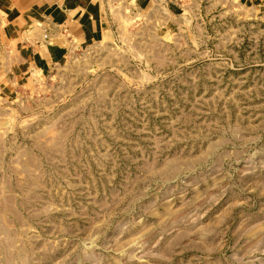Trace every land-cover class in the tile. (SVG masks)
Masks as SVG:
<instances>
[{
    "label": "rangeland",
    "instance_id": "1",
    "mask_svg": "<svg viewBox=\"0 0 264 264\" xmlns=\"http://www.w3.org/2000/svg\"><path fill=\"white\" fill-rule=\"evenodd\" d=\"M106 29L0 123V264H264V0Z\"/></svg>",
    "mask_w": 264,
    "mask_h": 264
},
{
    "label": "crops",
    "instance_id": "2",
    "mask_svg": "<svg viewBox=\"0 0 264 264\" xmlns=\"http://www.w3.org/2000/svg\"><path fill=\"white\" fill-rule=\"evenodd\" d=\"M151 1L0 0V123L43 84L51 63L65 59L73 44L105 33L117 5Z\"/></svg>",
    "mask_w": 264,
    "mask_h": 264
},
{
    "label": "bare ground",
    "instance_id": "3",
    "mask_svg": "<svg viewBox=\"0 0 264 264\" xmlns=\"http://www.w3.org/2000/svg\"><path fill=\"white\" fill-rule=\"evenodd\" d=\"M194 60H191V61H189L188 63H190V62H193Z\"/></svg>",
    "mask_w": 264,
    "mask_h": 264
}]
</instances>
